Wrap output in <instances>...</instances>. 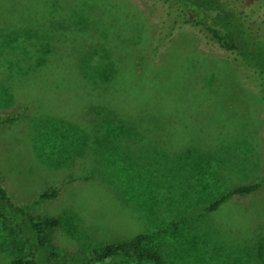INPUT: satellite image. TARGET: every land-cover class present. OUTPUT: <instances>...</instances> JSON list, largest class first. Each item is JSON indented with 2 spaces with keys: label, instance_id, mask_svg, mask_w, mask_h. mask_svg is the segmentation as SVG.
Wrapping results in <instances>:
<instances>
[{
  "label": "rangeland",
  "instance_id": "rangeland-1",
  "mask_svg": "<svg viewBox=\"0 0 264 264\" xmlns=\"http://www.w3.org/2000/svg\"><path fill=\"white\" fill-rule=\"evenodd\" d=\"M253 74L161 0H0V113L28 107L0 127V175L16 204L59 220L45 233L61 255L145 233L163 264H264V181L211 207L264 177ZM27 246L0 219V264Z\"/></svg>",
  "mask_w": 264,
  "mask_h": 264
},
{
  "label": "trees",
  "instance_id": "trees-1",
  "mask_svg": "<svg viewBox=\"0 0 264 264\" xmlns=\"http://www.w3.org/2000/svg\"><path fill=\"white\" fill-rule=\"evenodd\" d=\"M168 14L175 13L183 24L199 28L236 60L250 67L257 77L260 90L264 93V18L259 16L261 3L253 0H161ZM249 3L252 8L246 7ZM263 18V19H262ZM253 74V75H254ZM27 106L18 104L6 113H0V127L13 125L26 114ZM264 177L232 189L217 199L211 207L218 206L232 195L246 196L257 191ZM68 181L50 186L39 193L32 206L56 199ZM70 182V181H69ZM29 206L13 201L10 189L0 175V219L10 221L27 243V249L10 264H97L117 255L138 260L148 259L159 264L164 260L155 249L147 248L149 237L139 233L135 237L114 243H106L83 256H67L51 250L46 243V230L57 227V218L37 219Z\"/></svg>",
  "mask_w": 264,
  "mask_h": 264
}]
</instances>
